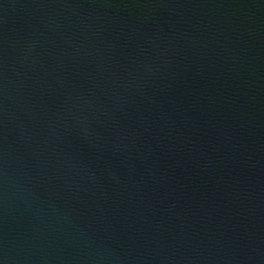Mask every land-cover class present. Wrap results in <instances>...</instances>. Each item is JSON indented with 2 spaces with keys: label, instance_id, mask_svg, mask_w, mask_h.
<instances>
[{
  "label": "water",
  "instance_id": "1",
  "mask_svg": "<svg viewBox=\"0 0 264 264\" xmlns=\"http://www.w3.org/2000/svg\"><path fill=\"white\" fill-rule=\"evenodd\" d=\"M0 264H264V0H0Z\"/></svg>",
  "mask_w": 264,
  "mask_h": 264
}]
</instances>
